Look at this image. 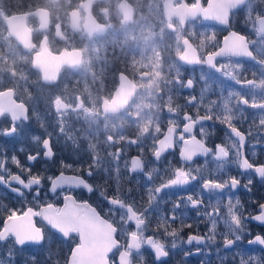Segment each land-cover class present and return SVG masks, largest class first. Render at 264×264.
I'll use <instances>...</instances> for the list:
<instances>
[{"label": "flooded vegetation", "instance_id": "1", "mask_svg": "<svg viewBox=\"0 0 264 264\" xmlns=\"http://www.w3.org/2000/svg\"><path fill=\"white\" fill-rule=\"evenodd\" d=\"M184 2L192 4L196 0ZM182 4L183 0L179 3L177 0H0V104L26 111L30 118L21 125L23 134L18 132L15 137L0 136V158L6 159L8 170L0 174L20 175L26 183L30 174L54 177L63 171L65 175H79L94 189L88 192L82 187L73 188L70 192L53 195L49 191L50 182L45 180L42 199L37 201L34 199L35 187L23 189L15 181L11 182V187L0 185V229H3L4 221L12 211L22 216L29 207L39 211L47 203L62 208L65 194L72 195L77 203H88L97 209L102 218H108L110 206L106 200L101 203L103 198L100 192L107 189V195L111 196L116 187L115 158L107 156L108 152L115 151V148H108L107 138L111 136L117 142L124 140L122 145L117 143L115 146L123 147L119 159L122 173L120 185L124 191L135 189L137 204L142 208L149 206L147 189L174 178L176 167L201 169L203 179L227 180L235 177L240 181L239 186L231 192V200L234 205L237 199L240 202L237 214L242 217L243 229L228 236H241L238 246L229 249L223 244L229 230L222 219L217 224L215 243H187L190 235H211V221L205 215V209L211 212L216 200L221 199V209L226 216L228 195L218 198L208 191L201 193V179L191 190L176 191L175 195L170 192L163 197L159 214L169 217L172 216L173 204L186 201L188 195L203 201L198 210L193 209L191 204L181 203L175 214V222L168 221V232L176 230L175 238L165 236L161 230L160 236L171 249L169 256L162 258L166 264H239L241 255L245 259L259 257L261 264H264V245L248 244L257 235L264 237V223L251 219L260 213V204H264V178L254 170L245 172L234 162L218 168L213 162L214 157L204 154H197L192 161L185 162L180 157L182 141L174 143L159 161L152 156V136L145 134L139 143H127L129 139H136L142 128L150 123L153 126L152 135L157 139L164 138L169 120L176 121L182 131L183 124L188 122L183 119L185 113L194 120L209 115L206 108L208 103L221 98L219 85H213L211 81L206 85L201 79L200 65H186L181 69L185 82L193 79L192 89L175 88L172 83L179 64L183 63L179 59L177 45L178 41L182 43L184 36L192 35L190 42L194 46L200 43L202 33L215 36L214 40L205 43L202 49L204 57L223 46L224 37L230 31L256 39L251 22H246V9L233 10L230 26L204 21L202 17L194 23H181L177 10ZM200 4L207 7L208 0H200ZM262 7L256 8L252 13L253 18ZM232 61L242 65L241 80L260 78L255 62L247 58H232ZM216 62L219 65L229 61L226 57H217ZM204 70L207 71V66H204ZM224 79L230 85L227 91H240L251 102V92L228 78ZM202 90L203 103L200 101ZM227 91L223 96H227ZM169 95L173 96V106H180L178 113L167 112ZM191 96L197 98V104L187 105L186 101ZM157 113H161L159 134L154 132L152 120ZM211 115L213 119L194 124L192 132L185 134L186 139L195 136L213 149L216 144L230 143L227 135L230 130L215 119L217 113ZM36 117L42 119L45 127H41V121ZM258 120L255 110L246 108L242 110V115L236 116L234 122L239 130L246 133L245 158L254 167L264 164V139L255 135ZM8 126L10 118L0 117V128ZM57 126H63L66 134L76 139L77 143L64 136L58 137ZM202 129L206 135L202 134ZM249 131L251 137L247 135ZM49 133L54 156L45 158L42 143H37L32 137L39 136L42 141ZM179 134L174 133L173 139L177 140ZM89 143L98 145L101 157L111 161V175L107 171V163L100 169L96 167L87 147ZM30 154L37 155V159L29 161L27 157ZM13 155L17 157L19 166L12 163ZM134 156L150 161L146 171L156 169L151 184L139 187L137 181L142 183L145 177L132 178L124 170L125 162L130 166ZM231 156L235 161L234 150ZM89 170L93 172L92 176L88 175ZM193 174L199 175L197 172ZM249 180L251 184L245 188ZM182 187L188 189L190 185ZM12 188H21L25 195L17 196L11 191ZM149 216L152 223L147 234L152 235L159 215L151 212ZM32 219L37 227L46 224L39 216ZM129 230H134V225ZM118 239L122 244L127 243L125 237ZM78 241L79 237L75 234L56 243H51L49 238L43 249L35 247L30 252L20 253L18 264H33V261L44 264L46 260L48 264H67L71 248ZM173 243L176 244L174 249L171 247ZM142 255L144 264H155V256L150 249L146 247ZM109 261L110 264H119V252L109 253ZM134 264H140L139 258Z\"/></svg>", "mask_w": 264, "mask_h": 264}, {"label": "snow or ice", "instance_id": "2", "mask_svg": "<svg viewBox=\"0 0 264 264\" xmlns=\"http://www.w3.org/2000/svg\"><path fill=\"white\" fill-rule=\"evenodd\" d=\"M179 3L180 0H177ZM264 6V0H208L207 7H203L200 4V0H196L195 3L188 4L184 2L177 10L180 15L181 23H194L196 19L203 18L204 21H214L219 25L230 26L231 15L233 10L246 9L248 13V20L251 22L252 29L255 32L256 39H250L245 35L239 34L236 31H230L228 36L224 37L223 46L219 47L216 51L208 52L207 56L202 55V49L205 43L215 39L214 35H208L207 33L201 34V40L198 45H193L190 42L192 35L183 37L182 43L178 41V49L180 51L179 59L181 62L177 68L176 79L172 83L176 87L181 89H192L194 87L193 79L189 78L184 81L181 73V69L186 65H200L202 76L201 79L207 85L209 81L213 85H219L221 89V98L213 100L206 106L209 115L201 116L194 120L190 115L185 113L184 120L188 121L183 124V130L177 126L176 121L169 120L167 132L164 134L163 139H157L155 135H152L153 126L150 123L149 126H145L141 130V134L136 139L127 140L128 144H137L140 142L141 137L145 134L152 136V156L159 161L168 149H171L174 143L183 142V147L180 150V157L183 161H192L193 157L197 154H204L205 156H213V162L218 168H224L234 162L238 167L245 172L255 171L261 178H264V164L254 167L252 163L245 158L244 149L246 147V133L242 132L235 126L236 116L242 115V110L251 108L259 116L258 124H255L257 129L255 135L264 139V7L253 18L252 13L257 7ZM194 35V34H193ZM217 57L228 58V63L217 64ZM232 58H247L250 61L255 62V65L259 69V79H244L241 80L240 76L243 71L242 65L239 62H233ZM204 66H207V71L204 70ZM256 76V73H253ZM224 78H228L230 81H234L238 85H242L252 94V100L249 101L245 94L240 91H227L228 83ZM227 91V96H223V93ZM204 91H201L200 101L203 103ZM235 100V103H233ZM187 105L197 104V98L191 96L186 101ZM173 96L169 95L167 101V112L178 113L180 106H173ZM199 106V105H197ZM217 113L216 120L225 124L230 130L228 137L230 143L228 144H216L215 148H210L205 145L204 140H197L195 136L191 139H186L185 134H189L193 130V125L205 120L213 119L211 113ZM160 114L157 113L152 120L154 121V132L159 134L161 132L160 127ZM0 117L5 119L10 118V126L0 128V136L15 137L19 132L23 134L24 129L22 124L27 122L30 118L26 111H19L14 107H5L0 104ZM41 121V127H45L42 119L36 117ZM255 123V116L253 117ZM57 136H64L67 140H71L72 143H77L71 135L66 134L63 126H57ZM180 132L177 140L173 139V134ZM203 135V129L201 130ZM251 137L252 133L249 131L247 134ZM51 133L46 138L39 136H33L32 139L37 143H42L43 156L45 158H52L54 156L53 148L51 145ZM108 148H115V151L108 152V157H114L116 162V187L113 189V195H107V189L100 192V196L107 201L108 205V218H102L97 212L95 207H92L88 203H77L76 200L70 194L63 196L64 206L62 208L56 207L52 203H47L40 207L39 211H34L29 207L22 216L18 215L15 211H12L7 219L4 221L3 229H0V264H18V257L20 253L30 252L33 248L39 247L43 249L45 244L49 242L56 243L59 240L72 238L73 234L79 237L78 243L75 247L71 248L70 257L67 258V264H110L109 253L115 254L119 252V264H134L139 258L140 264H144V258L142 255L143 250L147 247L155 256V264H166V258L170 254V250L164 238L160 236L161 230H163L165 236L171 235L176 237V230L168 232V221L172 223L176 220V213L181 207V203L191 204L193 209H199L203 204V201L194 198L193 195H188L186 201L173 204L171 209L172 216L160 215V201L164 196L171 194L175 195L176 191H188L191 187L199 184L203 179V173L201 169H189L185 170L183 167H176L174 169V178L168 179L165 183H160L159 186L149 187L147 189V197L149 206L142 208L136 201L135 189L129 188L124 191L120 185V177L122 175L119 168V159L123 153V147H115L117 143L123 144L124 140L117 142L111 136L107 138ZM88 149L92 154L93 162L98 169L102 168L105 163L109 166L107 171L111 175V161L105 160L101 157L99 146L96 144H87ZM255 148V145H253ZM235 151V161H232L231 153ZM254 154V153H253ZM29 161L37 159V155H28ZM12 163L19 166V161L15 155L11 157ZM150 161H145L142 157L134 156L131 159L130 166L128 162H125L124 170L135 178L136 176L145 177L142 181H137L139 187L143 185L151 184L154 180L153 174L156 169L153 168L150 171H146ZM64 167L70 168L71 165H64ZM6 159L0 158V173H7ZM193 172L199 173L194 175ZM89 176L93 175V172L89 170ZM50 182L49 191L53 195H58L66 192H70L73 188H84L88 192H93V187L81 178L79 175H65L63 171L59 175L54 177H42L41 175H31L30 178L25 181L21 179L20 175L10 174L7 176L0 174V185L11 187V182L15 181L22 185L23 189L31 190L35 187L34 199L39 201L42 199V193L45 191L44 181ZM240 184V181L231 177L227 180L218 179H203L201 185V193L208 191L213 193L216 197L222 198L225 195L229 196L227 207V215L224 216L221 209V199H217L215 205L212 206V211L208 212L205 209V215L208 220L211 221V228L209 237L189 236L187 243L190 245L193 241L197 244L206 245L209 241L215 243L214 236L216 235L217 224L221 221L228 228L227 234L223 244L226 249L238 246V242L241 240L240 235H235L234 238H228L235 232L242 231L243 221L242 217L237 214V206L239 200H236L234 205L231 200V192L236 189ZM251 184V180L244 185L245 188ZM190 185L188 189L182 186ZM175 190V191H173ZM12 192H15L17 196L25 195L21 188H12ZM31 195V191L28 193ZM260 213L252 216L251 219L264 223V204H260ZM154 212L159 215L156 228L152 235H148L149 225L152 223V219L149 213ZM115 213V215H113ZM39 216L46 222L41 227H37L33 223V217ZM119 217L118 219L116 217ZM134 225V230L132 229ZM118 237H125L126 244L120 243ZM249 245H264V237L257 235L254 239L248 241ZM172 249L176 248V244H172ZM199 252L200 249H197ZM185 255H188L186 253ZM240 255V254H238ZM261 264L260 258L250 256L245 259L243 255L240 256L239 264ZM33 264H39V261H33ZM44 264H48L46 260Z\"/></svg>", "mask_w": 264, "mask_h": 264}]
</instances>
